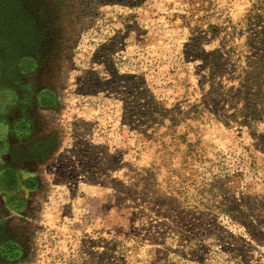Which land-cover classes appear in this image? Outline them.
I'll use <instances>...</instances> for the list:
<instances>
[{
	"label": "rangeland",
	"instance_id": "rangeland-1",
	"mask_svg": "<svg viewBox=\"0 0 264 264\" xmlns=\"http://www.w3.org/2000/svg\"><path fill=\"white\" fill-rule=\"evenodd\" d=\"M253 1L0 0V264H264V119L186 115Z\"/></svg>",
	"mask_w": 264,
	"mask_h": 264
},
{
	"label": "trees",
	"instance_id": "trees-1",
	"mask_svg": "<svg viewBox=\"0 0 264 264\" xmlns=\"http://www.w3.org/2000/svg\"><path fill=\"white\" fill-rule=\"evenodd\" d=\"M102 1L106 4L129 3L132 7L142 3V0ZM242 30L246 34L245 43L238 45L235 27L229 24L216 27L214 34L223 33V44L229 49L226 53L215 50L197 57L202 63L201 69H206L207 73L200 81L201 97L189 106L186 115L194 119L213 116L225 124H246L264 119V0L253 1ZM149 104L152 107L148 118L155 125L153 115L161 109L157 107L158 103L155 106L152 102Z\"/></svg>",
	"mask_w": 264,
	"mask_h": 264
},
{
	"label": "flooded vegetation",
	"instance_id": "flooded-vegetation-1",
	"mask_svg": "<svg viewBox=\"0 0 264 264\" xmlns=\"http://www.w3.org/2000/svg\"><path fill=\"white\" fill-rule=\"evenodd\" d=\"M16 96V95H15ZM13 98H14V96H13ZM17 99V101L19 100L17 97L16 98H14V100H16ZM15 103V102H14ZM13 106L12 107H14V105L15 104H12ZM10 106V104L8 103L7 104V109L9 108V109H12L11 107H9ZM18 109V105H16L13 109ZM3 109V108H2ZM8 109V110H9ZM16 118V117H15ZM24 122H25V120H21V118L20 117H17V120H14L13 121V124H12V126L14 127V130H13V132H15V134L13 133V137L12 138H10L11 140H9L8 141V143L6 142L5 143V141H4V144H5V150H3V152H2V155H1V157L0 158H2V156H3V153L5 152V151H7L8 152V157H10L11 158V160H12V162H13V164L10 166V167H13L14 166V164H23L24 163V161H25V156L24 155H22V154H20L21 152H20V150L18 151V150H14L13 149V147L14 146H17V145H19L20 143L19 142H21V140H23V139H26L27 137H26V131L24 130L25 128H24V126H23V124H24ZM9 128V127H8ZM18 136L19 137V139H17V138H14L15 136ZM15 142H17V143H15ZM7 147H8V149H7ZM21 151L23 152V153H25V150H26V148H24L23 149V145L21 146ZM6 155V153L4 154V156ZM3 156V157H4ZM1 161H2V159H0ZM12 173H13V171H11V170H9V169H6L5 170V172L3 173V175H2V180H7L10 176V174L12 175ZM9 176V177H8ZM13 187V186H12Z\"/></svg>",
	"mask_w": 264,
	"mask_h": 264
},
{
	"label": "crops",
	"instance_id": "crops-1",
	"mask_svg": "<svg viewBox=\"0 0 264 264\" xmlns=\"http://www.w3.org/2000/svg\"><path fill=\"white\" fill-rule=\"evenodd\" d=\"M1 136V135H0ZM1 144V143H0ZM5 146V145H4ZM4 146H1V148L2 147H4ZM3 165H2V163H1V160H0V167H2ZM2 169V168H1ZM1 182H2V176H1V174H0V184H1Z\"/></svg>",
	"mask_w": 264,
	"mask_h": 264
}]
</instances>
